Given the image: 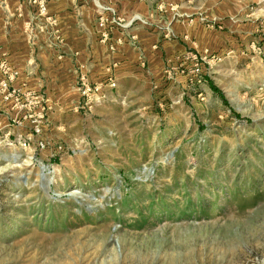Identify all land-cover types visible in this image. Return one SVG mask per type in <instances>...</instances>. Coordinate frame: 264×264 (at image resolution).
<instances>
[{
  "label": "rangeland",
  "instance_id": "374dc122",
  "mask_svg": "<svg viewBox=\"0 0 264 264\" xmlns=\"http://www.w3.org/2000/svg\"><path fill=\"white\" fill-rule=\"evenodd\" d=\"M163 2L141 71L0 122V264H264V0Z\"/></svg>",
  "mask_w": 264,
  "mask_h": 264
},
{
  "label": "crops",
  "instance_id": "0c3cea01",
  "mask_svg": "<svg viewBox=\"0 0 264 264\" xmlns=\"http://www.w3.org/2000/svg\"><path fill=\"white\" fill-rule=\"evenodd\" d=\"M163 3L0 0V122L43 131L53 111L70 110L84 99L85 87L120 84L141 71L147 37L153 52L160 37L169 36V24L156 17ZM184 28L176 36H194L181 23Z\"/></svg>",
  "mask_w": 264,
  "mask_h": 264
},
{
  "label": "built area",
  "instance_id": "2783aa9c",
  "mask_svg": "<svg viewBox=\"0 0 264 264\" xmlns=\"http://www.w3.org/2000/svg\"><path fill=\"white\" fill-rule=\"evenodd\" d=\"M44 10V9H43ZM112 86H116L114 83H112ZM91 91V89L88 87H85L84 90H83V95H87L89 92ZM34 132L36 133V135H39L41 132H42V129L40 126L36 125L35 128H34ZM40 147L43 148L44 147V144L43 142H41L40 144Z\"/></svg>",
  "mask_w": 264,
  "mask_h": 264
},
{
  "label": "trees",
  "instance_id": "16d2710c",
  "mask_svg": "<svg viewBox=\"0 0 264 264\" xmlns=\"http://www.w3.org/2000/svg\"><path fill=\"white\" fill-rule=\"evenodd\" d=\"M215 89V88H214ZM216 90V89H215Z\"/></svg>",
  "mask_w": 264,
  "mask_h": 264
}]
</instances>
